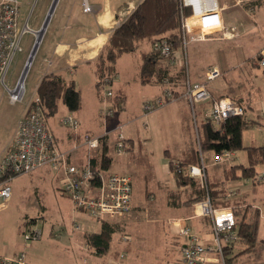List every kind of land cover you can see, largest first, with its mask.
<instances>
[{
    "label": "crops",
    "instance_id": "1",
    "mask_svg": "<svg viewBox=\"0 0 264 264\" xmlns=\"http://www.w3.org/2000/svg\"><path fill=\"white\" fill-rule=\"evenodd\" d=\"M52 1V0H51ZM59 0H57L56 5ZM87 2L91 6L90 11H85L84 2ZM141 0H61L60 7L55 12V8L52 12V15L48 21L46 26L45 34L41 41L43 42L45 48L44 62L46 63V68L41 73V78L36 86V93L31 97L34 98L38 96L37 89L39 84L41 83L44 76L50 73H56L61 75L67 82H72L75 86L80 90L81 98H82V106L77 111H70L67 106L60 102L58 111L49 116H55L59 113V111L63 112V116L60 118H55L52 121V131L56 139V144L59 149L66 151L68 153V158L70 163L77 166H84L90 157L98 158L100 157L103 151V144L98 149H94L93 151H88L87 148L80 144V135L83 133H91L96 136H103L105 134L96 133L93 129L97 128L95 123V117L91 118V122L83 120V114L81 111L85 108L84 101V89L87 85L94 87L93 96L96 100L97 94L96 89L98 76L96 72V64L95 59L99 54L100 50L104 47V45L108 42V39L112 32L118 27L123 20H125L128 15L132 12V10L137 6V4ZM220 5V15L227 27H235L236 32L233 37H224L222 32L214 33L208 36L203 41H194L191 42L188 46L192 45L190 53L187 51V47L182 49L184 52V60L183 64L188 67L189 70V79L192 82H204L206 80V71L210 68H217L220 70V76L211 80L208 83V87L211 93V99L213 100L228 95L236 98L239 101H243L247 106V116L250 120L256 121V125L252 128L244 130L243 140L246 146L255 145L260 146L264 144V118L262 117V112L264 111V68L259 65V61L256 59V56L260 52V50L264 47V29L257 33L254 39L249 41L254 44L253 50H249L248 47L251 45L245 43V36L249 31L255 32L256 21L254 20L252 13H256L259 8L264 6V0H251L246 1L243 0L241 3H237L239 0H218ZM51 5V3H50ZM49 5V6H50ZM51 21V22H50ZM43 23V19L41 22L35 24L33 28L40 29ZM194 44V45H193ZM198 44V45H196ZM32 45V43H31ZM144 49H149L148 45L143 47ZM31 49V47H30ZM185 50V51H184ZM251 55L245 57L242 53L243 51L248 52ZM181 51L176 50V53L179 56ZM30 53V51H29ZM135 54L133 59L139 58V62L133 66V71H136L132 76L121 77L117 80L118 87L113 92L122 93L124 96V104L123 107H119L122 110H126L128 98H129V87L132 85L138 86V84H142L139 79V67L141 63L140 53ZM29 55V54H28ZM27 55V56H28ZM123 55V54H122ZM121 55V56H122ZM120 56V58H121ZM119 58V59H120ZM118 59V60H119ZM26 60V59H25ZM179 60V59H178ZM137 61V60H136ZM182 61V60H179ZM25 62V61H24ZM170 66L172 68L171 73L175 76L174 80L171 81L170 85L174 93L176 94V101L182 100L183 105L186 107L190 106L188 101L180 97L182 92L186 88V81L182 79V77L178 76L180 68L178 67V61L175 63L170 62ZM119 65L117 62L116 71L117 74L120 73ZM262 71L263 75L260 74L259 70ZM130 72V71H128ZM127 72V73H128ZM124 73V71H122ZM190 73L193 76V80L190 77ZM119 76V75H118ZM116 78V77H115ZM17 79V78H16ZM15 79V81H16ZM115 80V79H114ZM14 81V83H15ZM13 83V84H14ZM12 84V85H13ZM114 81L111 85L113 86ZM150 85V86H159L160 94L163 92L164 88L168 85L165 83H151V84H142ZM140 91L142 89L138 87ZM100 91V89H98ZM26 96V94H25ZM7 98V102L11 104L8 100L7 94L4 89L0 87V103L3 98ZM28 100V102L31 100ZM25 99V98H24ZM23 100L20 103H23ZM174 101V100H173ZM27 102V103H28ZM212 102H203L198 106L200 107V122L206 118L207 111ZM27 103L24 104L20 111L17 112L15 121V128L19 119L25 113L27 108ZM174 103V102H172ZM18 104V103H16ZM11 104V105H16ZM178 102L175 103L177 105ZM68 114H73L80 120V128L77 132H74L69 126L63 124L61 119ZM90 117V116H89ZM48 120V119H47ZM123 125L124 124H120ZM197 127V123L195 124ZM66 126V127H65ZM188 130L189 138L185 140L184 146L181 148V151L178 155H172L171 151L168 149L166 151L167 157H169V162L166 166L167 171L171 172V185L163 184L160 181L155 182L157 191L160 193L159 199L162 195L163 191H167L165 193V202L167 205L174 210L173 214L169 215L166 220L165 231H169V233L175 236L176 241L180 245L179 254L177 261L179 262L181 258V246L184 243V238L179 234V223L180 219L182 223H186L191 226L193 230L201 235H204L206 238H211V229L212 223L211 219L206 216H198L195 211V203L192 206H187L186 204H179L178 206L170 205V194L172 191L178 189L177 184L175 182L174 175L170 169V162L177 159H184L186 157H193L195 155V151L198 149L200 151V146L198 145V130L195 127V131L190 128V125L185 126ZM14 128V131H15ZM117 126L113 129V131H117ZM13 135L8 143V146L11 144ZM106 136V135H105ZM247 136V139H246ZM107 144V154L111 158V164L113 161L112 156L109 154L108 149V137L104 138ZM151 138L144 139L143 145L152 144ZM141 145L139 143L138 153H137V162L144 163L148 166L150 170L151 158L149 154L141 153ZM7 145L5 146L8 147ZM134 140L132 138L128 139V150L133 149ZM2 150V152L4 151ZM1 152V153H2ZM206 152V151H205ZM212 154L208 155L206 158L204 157V152L200 151L201 162L203 159V163L206 166V183L207 181H222L225 178V170L232 165L235 164H248V154L247 151L242 149L238 151H230L231 159L230 161L215 163L216 155L213 151H210ZM203 154V155H202ZM196 165V164H195ZM264 164H259L257 166V172L260 173L259 167ZM111 166V165H110ZM214 166L211 171L212 177L209 176L208 168ZM105 174L109 173H120L129 175L132 179L133 187L134 180L133 174L131 172H121V171H112L110 167L108 170L104 172ZM264 173V172H263ZM26 174V173H25ZM21 174V175H25ZM27 174H36L37 180L40 183H45L49 179L55 180L61 189V177L62 174L60 171H53L48 167L39 168L33 172ZM19 176V175H18ZM153 172L150 170L147 173H144V177L146 179H153ZM15 178V177H14ZM198 180V179H197ZM197 180H194L198 182ZM256 184L246 183L242 180L235 181H227L226 188L229 191L231 187L235 189L236 195L233 198H227V196L220 199V201H225L226 199L234 200L239 199L243 202V204H250L253 208L258 209L259 211V228H258V248L256 251H245L246 245L240 241H236L231 245V249L225 252V264H257V262L253 261L252 258L255 256H261L262 252V239L260 238V222L263 215V208L260 205L254 204L250 201L251 195V186H255ZM148 191V187L145 193ZM151 192H154L151 189ZM155 193V192H154ZM186 192H184L185 196ZM145 198H146V194ZM184 196L182 198H184ZM71 200V199H70ZM183 200V199H181ZM72 201V200H71ZM148 201V200H147ZM157 201V198L156 200ZM63 202V201H62ZM60 203V208H63L64 212L68 215V217H72V221H76L77 215L79 211L75 209V205L72 201V211L67 208L66 204ZM150 202V201H148ZM9 201L5 204L7 206ZM133 207L130 213L121 216V217H108L104 218L107 221H110L117 225V230L112 235L110 245L108 250L99 254L97 250L88 243L87 237L92 233H99L102 230L101 219H97L100 222V226L95 227L93 224L89 226V222H87V230L81 236V241L83 240L84 245L86 246V253L83 257L82 264H113L115 261H120V264H135L137 260V253L133 252L132 248L129 246L123 247L119 252L116 251L117 243L128 244L132 238L131 232H128L130 228L135 224L134 219L131 218V215L136 212L138 209L140 211L142 208L146 207L148 204L144 206L136 205L132 198ZM218 207L220 206L215 203ZM4 206V207H5ZM197 206V205H196ZM3 207V208H4ZM2 208V209H3ZM153 208V207H152ZM1 209V210H2ZM0 210V226L1 221L3 223V213ZM80 210V209H79ZM83 211V210H81ZM85 212V211H83ZM171 212V210L169 211ZM2 214V215H1ZM94 218V217H93ZM78 227L77 229L82 228L81 224L76 222ZM76 225V224H75ZM86 225V223H85ZM1 228V227H0ZM100 228V230H98ZM117 232H121V236L115 239V234ZM124 236H129V240L124 239ZM78 237V235L76 236ZM75 238H71L73 240ZM125 254L124 258H121L120 255ZM254 256V257H253ZM260 262V260L258 261ZM209 264H219L215 262H210ZM262 264V263H260Z\"/></svg>",
    "mask_w": 264,
    "mask_h": 264
},
{
    "label": "rangeland",
    "instance_id": "2",
    "mask_svg": "<svg viewBox=\"0 0 264 264\" xmlns=\"http://www.w3.org/2000/svg\"><path fill=\"white\" fill-rule=\"evenodd\" d=\"M50 3L52 5L53 0H38L30 16L29 26L34 27L36 23L41 22L43 19L41 26L43 27L44 21L51 8ZM60 3L61 0L58 1L57 5L55 4L56 8L54 6V13H56L60 7ZM31 9V3L24 0L21 1L20 26L25 24ZM251 16H253L256 21V30L255 32L249 31L244 39L245 43L248 42V44L251 45V48L249 46L248 49L252 51L254 44L249 41L254 39L259 31L264 29V6L259 8L256 13H252ZM45 30L46 27L45 29H41L43 33L42 38L34 58H32L33 62L26 76L25 101L23 103L18 102L16 105H11L7 102V98L4 97L0 103V158L3 153L2 150L6 145L8 146L12 134L14 133L15 121L17 120L16 115L17 112L20 111L19 108L24 106V104L36 93V86L41 78V73L46 68V63L44 62L45 48L43 42L41 44ZM33 40L34 37L31 32H27L23 35L21 49L15 54L7 75V82L9 85L14 83L23 69L24 61L25 59L27 60L30 55L29 51L31 52L30 47L32 48L31 43ZM191 47L192 45L187 46L188 53H190ZM249 50L248 52L243 51L242 54L245 57L251 55ZM134 56L135 54L133 53H124L121 56L118 60V65L121 70L119 69L120 73L117 74L113 86H105L100 91L95 88L97 94L96 100H94L95 97L93 96L94 86L87 85L85 87V108L81 113L84 117L83 120L88 122H91V118L94 116L97 125V128L93 129L94 132L105 134L106 136H103V139L108 137L109 154L113 158L110 170L134 173V203L140 206L148 204L141 209L144 211L138 209L131 215V218L134 219L133 223L135 224L128 231L131 232L132 235L130 242L128 244L118 242L117 246L114 248H117V252L126 246L132 248L133 252L137 253L135 264H178L177 258L180 245L176 241L175 236L171 235L169 231H165L166 220L169 215L173 214L174 210L165 202V193L167 191H163L164 187L162 189L163 193L159 199L160 193L157 191L155 182L157 180L163 184L171 185V172L166 169L170 159L167 157L166 151L169 149L172 155H178L180 153L181 148L185 144V140L189 138L188 130L185 126L188 124L190 128L195 131V124L200 123V107L197 105L195 107V113L193 114L192 107L183 105L182 100H174L163 107L145 113L143 109L145 102L154 100L159 95H162L163 92L160 94L159 86H143L138 83V86L133 87L131 85L129 87V98L126 110L124 111L116 106L114 103V95H107V91L109 89L112 91L113 89L115 90L118 87L117 80L127 76V74L132 76L135 73L137 77L136 71H133V66L139 62V58L133 59ZM178 59L182 60H178V67L180 68L184 60L183 51L179 53ZM122 71H124V73H122ZM259 72L263 75L261 70H259ZM190 77L191 79L193 78L191 73ZM165 85L171 87L169 84L165 83ZM138 87H140L142 91H140ZM32 99L33 98H31V100ZM31 100L27 103V108ZM176 102H178L177 105H175ZM111 108L113 109V113L109 115L107 111ZM62 116L63 112L59 111L55 116L50 119L48 118L47 122L51 131L52 121ZM120 124H124L121 131L127 140L130 138L134 140V147L131 150L127 148L123 154L118 155L115 144L120 130L113 131V129ZM146 138H151L153 141L152 144L148 146L143 145L144 139ZM139 143H142L141 153H147L151 158L150 170L154 175L151 181L144 177V173L150 171L148 166L144 163L137 162L136 156ZM197 143L199 145V140ZM203 154L206 158L212 153L206 151ZM217 157L218 156H216V158ZM230 159L231 154L226 159L220 161L215 159L214 161L219 164L220 162H228ZM202 163L203 162L200 161L198 165L205 171L206 166L203 163L204 167H202ZM213 168L214 166L208 168L210 177H212L211 171ZM259 171L260 173H257L255 179L245 178L243 181L256 184L255 186H251L250 201L260 205L263 208L264 215V165L259 167ZM33 175L27 173L25 175H19L10 182L12 197L8 205L1 210V213H3V223L1 221L0 255L15 257L21 253H25L26 264H82L84 254L86 253V246L83 240L81 241V236L87 230V222H89V226L94 224L95 227H98V225L100 226V222L89 213L83 212L77 208H75L79 211L77 219L76 221H72L71 215L68 217L63 208H60V203L63 201L62 203L66 204L71 213L73 203L70 200L71 198L59 188V183L57 184L55 180L51 179L45 183H40L37 180V176L34 177ZM195 180L202 184L200 178H195ZM230 181L233 182L235 180ZM147 187L148 191L145 193ZM232 188L233 187H231L229 191L233 190ZM151 189L155 193L151 192ZM144 194H146V198ZM156 198L157 201H155ZM196 205L195 209L197 210ZM170 210L171 212H169ZM76 222L81 224L82 228L77 229L75 227V224H77ZM31 230L41 231V236L36 239H28L27 234H29ZM98 230H100V228H98ZM259 234L262 239L261 243L263 250L261 256H253L254 258H252V260L257 262V264H264V217H262L260 222ZM77 235L78 237H76ZM120 236L121 232H117L114 237L117 239ZM71 238L75 239L70 240ZM259 260L260 262H258Z\"/></svg>",
    "mask_w": 264,
    "mask_h": 264
},
{
    "label": "built area",
    "instance_id": "3",
    "mask_svg": "<svg viewBox=\"0 0 264 264\" xmlns=\"http://www.w3.org/2000/svg\"><path fill=\"white\" fill-rule=\"evenodd\" d=\"M21 1L0 0V87L4 89L11 104L24 100L26 76L33 62V59L29 61L28 57L15 83L9 85L7 75L14 56L21 49L23 35L27 32H31L34 37L32 51L41 29H35L28 24L38 0H24L32 4V9L25 24L20 26ZM180 2L184 49L191 42L205 40L217 32H222L224 37H233L236 32L235 27L225 25L220 15L218 0H180ZM241 2L243 0H239L237 3ZM187 7L191 9L190 15L184 13ZM84 9L85 11L91 10V6L86 1ZM152 47L170 62L178 61V54L168 39L158 38L153 42ZM258 61L259 65L264 68V47L259 52ZM205 74L204 82H192L187 78L186 88L180 96L188 101L193 114L197 105L211 99L208 83L220 76V70L216 67L210 68ZM168 82L169 80L165 79V83L168 84ZM107 95L113 96V91L108 90ZM175 99L176 96H174L172 88L166 86L162 95L145 102L143 109L145 113H148ZM107 113L111 115L113 109H109ZM244 113L245 107L236 98L225 95L211 103L206 117L215 128H221L229 117ZM261 115L264 118V111ZM47 119L40 98L38 96L33 98L28 104L27 111L17 123L11 144L3 151L0 158V210L12 197L10 182L14 177L48 167L53 171L61 172V190L71 198L77 209L89 213L96 219L121 217L130 213L133 207L131 177L120 173L103 174L101 184L94 185L95 175L91 168V157L82 167L70 163L68 153L57 146ZM61 122L74 132L80 128V120L73 114L65 115ZM117 129L120 131L117 135L115 148L117 154L121 155L128 148V140L121 131L122 125H118ZM103 136L83 133L80 135V144L85 146L89 152L93 151L101 147ZM229 156L230 151H224L216 159L220 161ZM187 169L193 178H200L202 184H206V173L198 164H190ZM235 195V189L227 193L228 198H233ZM196 215L211 219V238H206L195 232L191 226L182 223L183 219H180L179 234L184 238V243L181 246V258L178 264H209L210 262L225 264L226 249L238 238L237 220L233 208L215 206L208 195L197 203ZM75 227L78 225L76 224ZM40 236L41 231L39 230H31L27 234L28 239H36ZM129 238V236H124L126 240ZM120 257L124 258L125 254H121ZM0 264H26L25 253L15 257L0 255ZM113 264H120V261H115Z\"/></svg>",
    "mask_w": 264,
    "mask_h": 264
},
{
    "label": "trees",
    "instance_id": "4",
    "mask_svg": "<svg viewBox=\"0 0 264 264\" xmlns=\"http://www.w3.org/2000/svg\"><path fill=\"white\" fill-rule=\"evenodd\" d=\"M184 13L190 15L191 9L185 8ZM158 38L168 39L174 50L184 49L180 0H141L137 4L128 17L112 32L108 42L95 59L98 89L101 90L105 86L112 85L117 76L116 65L122 54L138 52L141 59L140 82L142 84L165 83V79H168L170 85L175 76L171 73L172 68L169 59L152 47L153 42ZM145 45H148L149 49H144ZM258 55L256 56L257 60ZM178 76L182 77L184 82L189 78V70L186 65L182 64ZM172 91L175 96L174 90ZM37 93L47 117L58 111L60 102H63L70 111H77L82 106L80 90L74 83L67 82L56 73L44 76ZM113 95L115 105L120 108L123 107V94L120 92L114 94L113 92ZM206 102H212V99ZM238 102L245 107L244 114L229 117L221 128H215L207 117L204 118L197 124L198 140L202 153L210 150L216 156L221 155L224 151L244 149L248 154V164L232 165L225 170L224 180L207 181L205 185H202L200 182L194 181L195 178L189 174L187 169L190 164L200 163V151L197 149L193 157L170 162V169L178 189L171 192L169 199L171 206H178L180 203L192 206L209 195L215 206L217 203L220 206L232 207L237 220V240L246 245L245 251L251 252L258 248V209L253 208L250 204H243L239 199L220 201L227 196V181L245 178L255 179L258 173L257 166L264 163V144L260 146H246L244 144V130L252 128L257 123L248 118V106L243 101L238 100ZM102 144L103 151L100 157L97 159L91 157V168L95 175L93 183L97 186L101 184L102 175L111 165V158L107 154V144L104 139ZM184 192H186L185 196L183 195ZM183 196L184 198H182ZM101 220L103 221L102 230L99 233L89 234L87 237L88 243L99 254L108 250L112 235L118 228L116 224L110 221ZM229 249L231 246L227 248V251Z\"/></svg>",
    "mask_w": 264,
    "mask_h": 264
},
{
    "label": "water",
    "instance_id": "5",
    "mask_svg": "<svg viewBox=\"0 0 264 264\" xmlns=\"http://www.w3.org/2000/svg\"><path fill=\"white\" fill-rule=\"evenodd\" d=\"M56 1H57V0H53V3H52L51 8H50V10H49V12H48V15H47V17H46V19H45V21H44L43 27H46V26H47L48 21H49V19H50V16H51V14H52V12H53V10H54V6H55V4H56ZM43 27H41V29H42ZM41 29H40V30H41ZM39 32H40V31H39ZM39 42H40V39L38 38L37 41H36V43H35V45H34V47H33V49H32V51H31V53H30L29 61H31L32 58L34 57V55H35V53H36V50H37V48H38Z\"/></svg>",
    "mask_w": 264,
    "mask_h": 264
},
{
    "label": "bare ground",
    "instance_id": "6",
    "mask_svg": "<svg viewBox=\"0 0 264 264\" xmlns=\"http://www.w3.org/2000/svg\"><path fill=\"white\" fill-rule=\"evenodd\" d=\"M42 29H45V27H43ZM44 31V30H43ZM42 32H41V30H40V32L38 33V35H39V39H41L42 38Z\"/></svg>",
    "mask_w": 264,
    "mask_h": 264
}]
</instances>
